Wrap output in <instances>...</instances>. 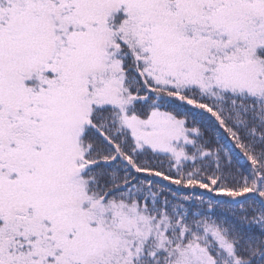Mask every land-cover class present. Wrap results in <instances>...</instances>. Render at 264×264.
<instances>
[{"label": "snow or ice", "instance_id": "1", "mask_svg": "<svg viewBox=\"0 0 264 264\" xmlns=\"http://www.w3.org/2000/svg\"><path fill=\"white\" fill-rule=\"evenodd\" d=\"M0 264H264V0H0Z\"/></svg>", "mask_w": 264, "mask_h": 264}]
</instances>
